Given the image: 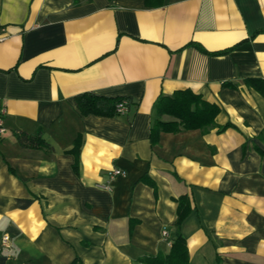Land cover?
Instances as JSON below:
<instances>
[{
    "label": "crops",
    "instance_id": "obj_1",
    "mask_svg": "<svg viewBox=\"0 0 264 264\" xmlns=\"http://www.w3.org/2000/svg\"><path fill=\"white\" fill-rule=\"evenodd\" d=\"M247 78L264 80V0H0V264H147L176 232L189 264H264V95ZM178 89L233 125L151 145L153 104ZM83 92L130 104L82 115Z\"/></svg>",
    "mask_w": 264,
    "mask_h": 264
},
{
    "label": "trees",
    "instance_id": "obj_2",
    "mask_svg": "<svg viewBox=\"0 0 264 264\" xmlns=\"http://www.w3.org/2000/svg\"><path fill=\"white\" fill-rule=\"evenodd\" d=\"M146 3L157 6L163 4L164 0H146ZM225 51H215L213 53L220 54ZM244 82L247 86L253 87L264 95V80L247 78ZM123 100L126 101L128 107L130 104L128 97L102 96L90 92L79 93L74 97L75 105L82 115L112 116L118 114L116 105ZM219 110L217 104L205 100L201 94L194 93L190 89H178L173 91L171 95H160L153 104V118L149 128L150 143L151 145L156 144L161 132L177 133L181 130L199 129L202 133H206L212 128H217V131L220 132L232 126L231 122L223 125L215 123V117ZM163 115H167L169 119H162ZM13 135L23 147L51 149V145L39 134L33 135L16 130L13 131ZM189 208L188 197L186 195L178 197L177 227L188 213ZM145 262L147 264H189L185 239L179 232H176L170 250L166 255L147 258Z\"/></svg>",
    "mask_w": 264,
    "mask_h": 264
},
{
    "label": "built area",
    "instance_id": "obj_3",
    "mask_svg": "<svg viewBox=\"0 0 264 264\" xmlns=\"http://www.w3.org/2000/svg\"><path fill=\"white\" fill-rule=\"evenodd\" d=\"M126 110H127V106H126V101H125V100L119 102V103L116 105V112H117L118 114H122V113H124ZM2 115H3V110L0 109V134L4 133L5 130H6L5 127H4V125H3V118H2L3 116H2ZM121 174H123V171H121V170H119V169H113V170L111 171V173H110V177H113V176H116V175H121ZM104 187H107V186H104ZM162 234L165 235V234H166V231H163ZM7 240H8V236H7L6 234H4V235L2 236V243H3V245L6 246V247L8 246V245L6 244Z\"/></svg>",
    "mask_w": 264,
    "mask_h": 264
}]
</instances>
